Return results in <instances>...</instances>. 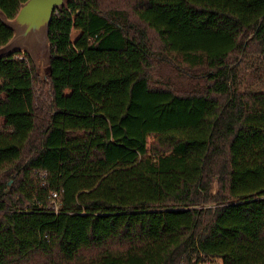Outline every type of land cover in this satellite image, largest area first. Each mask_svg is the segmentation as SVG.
Instances as JSON below:
<instances>
[{
    "label": "trees",
    "instance_id": "1",
    "mask_svg": "<svg viewBox=\"0 0 264 264\" xmlns=\"http://www.w3.org/2000/svg\"><path fill=\"white\" fill-rule=\"evenodd\" d=\"M50 37L0 60V264H264V0H66Z\"/></svg>",
    "mask_w": 264,
    "mask_h": 264
},
{
    "label": "water",
    "instance_id": "2",
    "mask_svg": "<svg viewBox=\"0 0 264 264\" xmlns=\"http://www.w3.org/2000/svg\"><path fill=\"white\" fill-rule=\"evenodd\" d=\"M66 0H26L15 17L0 9V20L13 31L11 39L0 47V60L14 54L28 55L38 72H45L52 61L51 23Z\"/></svg>",
    "mask_w": 264,
    "mask_h": 264
},
{
    "label": "rangeland",
    "instance_id": "3",
    "mask_svg": "<svg viewBox=\"0 0 264 264\" xmlns=\"http://www.w3.org/2000/svg\"><path fill=\"white\" fill-rule=\"evenodd\" d=\"M260 60L251 62L246 66V70L244 71V74L248 75L246 86L264 88V62L261 63ZM243 67H245V64H243ZM217 264L221 263L218 262Z\"/></svg>",
    "mask_w": 264,
    "mask_h": 264
},
{
    "label": "built area",
    "instance_id": "4",
    "mask_svg": "<svg viewBox=\"0 0 264 264\" xmlns=\"http://www.w3.org/2000/svg\"><path fill=\"white\" fill-rule=\"evenodd\" d=\"M54 197H57V194H54Z\"/></svg>",
    "mask_w": 264,
    "mask_h": 264
}]
</instances>
